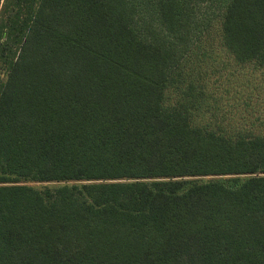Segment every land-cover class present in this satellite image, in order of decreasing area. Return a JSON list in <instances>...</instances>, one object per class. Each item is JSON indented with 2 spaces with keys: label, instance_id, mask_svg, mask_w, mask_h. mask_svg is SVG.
Returning <instances> with one entry per match:
<instances>
[{
  "label": "trees",
  "instance_id": "16d2710c",
  "mask_svg": "<svg viewBox=\"0 0 264 264\" xmlns=\"http://www.w3.org/2000/svg\"><path fill=\"white\" fill-rule=\"evenodd\" d=\"M213 39L264 68V0H0V264H264V134L194 122Z\"/></svg>",
  "mask_w": 264,
  "mask_h": 264
},
{
  "label": "rangeland",
  "instance_id": "374dc122",
  "mask_svg": "<svg viewBox=\"0 0 264 264\" xmlns=\"http://www.w3.org/2000/svg\"><path fill=\"white\" fill-rule=\"evenodd\" d=\"M211 35L214 37L212 31ZM211 43L212 50L200 53L196 67L189 64L184 69V77L192 78L207 96L195 124L264 134V68L239 65L222 53L215 39Z\"/></svg>",
  "mask_w": 264,
  "mask_h": 264
}]
</instances>
